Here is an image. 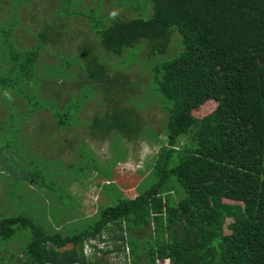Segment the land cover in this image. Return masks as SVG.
<instances>
[{
	"label": "trees",
	"instance_id": "16d2710c",
	"mask_svg": "<svg viewBox=\"0 0 264 264\" xmlns=\"http://www.w3.org/2000/svg\"><path fill=\"white\" fill-rule=\"evenodd\" d=\"M30 1L3 3L19 15ZM116 1L138 14L113 19L102 15L103 3L98 14L93 1L61 0L46 20L54 26H34L33 43L25 46L13 38V21H0V91L20 98L26 115L51 113L49 132H63L60 151L70 147L66 152L76 151L78 163L87 140L80 145L82 137L65 135L79 123L94 139L117 132L128 140L159 142L146 165L152 182L134 197L93 209L92 222L67 233L58 230L61 220L52 228L24 212L0 218V242L23 237V257L11 253L0 264H264V0H145L139 6ZM68 19L82 21L91 36L67 46L62 37L69 33ZM140 54L147 55L138 60L140 72H148L146 86L128 76ZM44 55L53 61L43 62ZM147 93L159 97L144 102ZM97 98L99 106L81 117L86 103ZM14 100L10 106L18 109ZM151 102L164 111L163 139L145 132L147 121L138 113ZM25 119L15 128L22 131L23 149L34 147L36 139L23 128ZM23 154L30 163L16 167L19 174L46 173L39 165L32 169L34 148L11 157L4 152L0 164L17 165ZM93 169L98 168L88 171ZM108 175L97 171L111 185L114 174ZM173 178L183 191L176 202ZM119 252L123 262H111L108 256Z\"/></svg>",
	"mask_w": 264,
	"mask_h": 264
},
{
	"label": "rangeland",
	"instance_id": "374dc122",
	"mask_svg": "<svg viewBox=\"0 0 264 264\" xmlns=\"http://www.w3.org/2000/svg\"><path fill=\"white\" fill-rule=\"evenodd\" d=\"M60 1L61 0H31L28 2L27 6L21 8L23 12L18 15L10 10L8 4L0 0V21L5 23L8 20L13 21V38H17L18 42L22 41L20 43L23 46L30 45L33 43L32 38L34 37L33 31L30 29L39 25H43V27L47 26V24L49 26H54L53 24L55 23H50L46 20L49 18V14L56 13V10L60 7ZM89 1H93L92 3L97 4L92 10H94V12L99 11L98 14H100L101 11L102 15L106 14L109 16L112 11L118 12V16H131L136 13V11H132L121 5L113 4H124L121 1ZM132 2L139 6L141 2H145V0H132ZM100 3H103L101 11V8L99 9L98 7ZM137 14L138 11L136 15ZM142 16L147 17V15ZM68 24L70 25L68 28L69 33L62 37L66 38L67 46H75L81 38L87 35L88 38L91 36V32H88L87 27L83 25L82 21L68 19ZM57 26H59V23ZM175 39L174 35L171 42H175ZM177 48L178 47H176L175 50H177ZM120 58L121 56L113 57L111 61L116 62ZM142 58H147V55H138V59L134 60V62L129 65L132 67V70H128V76L135 85H138L140 79L141 81H145L146 86L149 78L148 72H140L139 70L140 61L138 60ZM42 60L45 63L53 61V59L47 55H44ZM136 88V95H140L142 93V90L139 89L140 86ZM3 93L4 92L0 91V159L3 157L2 153L4 152L11 157L22 154V151L25 149L34 148L37 150L38 157L36 156L35 164H33L32 169H35L36 165H39L46 173L43 172L39 174V172H32L33 176L29 175L26 170H22L23 173L21 174L18 173L16 167L28 168V164L30 163L27 162L29 159L28 154H23L24 158L20 159L18 161L20 163L17 165L12 162H9L7 165L0 164V218L24 212L27 216L34 218L38 224L46 227L52 226V228L56 226L53 221L56 220V222H59V220H61L62 222H60L58 230L62 233H67L73 229H81L87 226L89 222H92V218L95 217L93 209H96L97 212L98 208L114 205L121 197H134L151 184L152 178L150 170L146 169V165L151 161V157L157 154L160 148L159 142L152 139L147 140L146 138L128 140L127 138L121 137L117 132H112L111 135L105 139H94L87 137L85 123H79L73 126L65 135L76 137L75 139L82 137L83 140L77 141L80 145L81 142L84 143V141L87 140V148L84 147L87 149V151H85V159L83 162L78 163L81 159L75 156L77 154L76 151L73 152V155H71V152H66L71 149L70 147H66L63 153L60 151L62 148L59 146L58 139L63 132L54 130L53 136L49 132L51 124L54 126V120L52 118L49 119L51 113L43 110L29 112L26 115V106H24V102L20 98L14 100L15 95L11 93L13 97L11 101H5L4 99L1 101V97L4 98ZM63 95L65 98L69 96L64 93ZM146 96L147 98L143 99L144 102H149V98L159 97L157 94L149 95L148 93ZM100 99L101 98H97L86 103L81 117L86 118L90 115L99 106L98 103ZM13 100L18 109H12L10 106ZM3 104H5L6 108ZM22 108L23 110H20ZM138 113L142 119L147 121L145 132L147 131L151 138L155 136V132H157L161 139H163V108L158 103L151 102L144 107L143 110L139 109ZM22 117L26 118L21 124H23L22 126L26 129L27 134H34L36 137L33 141L34 147L28 145V148L26 147L23 149L26 145L22 140V131L15 132L17 120ZM148 125L152 127L153 131L147 129V127H149ZM182 141L181 139V143ZM161 142L163 143L164 141L162 140ZM38 158H44L50 162L41 163L38 162ZM115 161L118 162L114 164ZM113 165H116L115 169ZM91 167H97L98 169L88 171ZM98 170L100 172H106V175L114 174V177L112 175L110 177L115 178L111 181L113 184H106V179L104 177L99 178L97 176ZM50 171L53 172L50 174ZM65 171L67 172L65 173ZM97 180H102L104 182V184L100 185V188L96 185ZM173 180L174 189L177 187L179 192L174 191L172 193V201L176 202V200L183 195V191L177 180L175 178H173ZM44 184L48 187H42ZM71 193L73 197H71ZM103 194L104 196H102ZM57 195H61L62 197L65 196L64 201L60 200ZM94 203L97 207H92ZM64 214L67 216L66 221L62 217ZM75 215L77 217H75ZM147 232L148 230H145V233L139 237L142 238ZM22 239L23 237L20 235L14 237L10 242H0V258L3 257L6 259L9 255L11 257V253L16 254L19 258L23 257L19 246L22 244ZM88 244L89 242L86 243V245ZM106 245L107 244H105V247ZM108 246L110 248L111 243ZM3 247H9V250L7 249L5 251ZM88 247L90 248L89 245ZM108 257H110L109 260L113 263L118 262L119 259L122 263L124 256L123 252H119L115 255L111 254ZM18 260L16 259L14 262L17 263ZM159 264H169V262L168 260H163L159 261Z\"/></svg>",
	"mask_w": 264,
	"mask_h": 264
},
{
	"label": "clouds",
	"instance_id": "9594fccd",
	"mask_svg": "<svg viewBox=\"0 0 264 264\" xmlns=\"http://www.w3.org/2000/svg\"><path fill=\"white\" fill-rule=\"evenodd\" d=\"M110 16H111L113 19H115V18H117V16H118V12H116V11H112V12L110 13ZM3 95H4V97H5L7 100H9V101H11V100L13 99L11 93L8 92L7 90L4 91ZM85 245H86V244H85ZM88 245L90 246V243H89ZM88 245L85 246V252L88 253V254L90 255V254L92 253V251H93V248H92L91 246H90V248H89ZM98 245H99V246H102V244H98Z\"/></svg>",
	"mask_w": 264,
	"mask_h": 264
}]
</instances>
